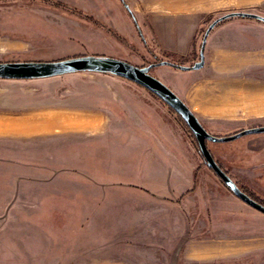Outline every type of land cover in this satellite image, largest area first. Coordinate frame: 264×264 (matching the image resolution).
<instances>
[{
  "label": "rangeland",
  "instance_id": "374dc122",
  "mask_svg": "<svg viewBox=\"0 0 264 264\" xmlns=\"http://www.w3.org/2000/svg\"><path fill=\"white\" fill-rule=\"evenodd\" d=\"M230 11L264 17V0H0V61L103 54L139 66L161 60L191 66L200 58L209 23ZM203 59V66L197 69L164 64L152 67L150 73L177 93L212 134H231L264 124V21L243 16L219 21L206 36ZM139 98L178 125L186 142L183 187L172 174L169 179L170 170L136 169L139 160L147 161L149 155L147 146L133 133L145 134L131 122L121 102ZM43 110L60 112L53 116L89 117L102 112L103 127L107 115L115 123L124 118L126 125L114 134L96 130L95 117L79 125L72 120L61 127L51 124L35 130H17L10 124ZM47 130L51 132L29 133ZM59 145V153L65 155L60 164L54 157ZM147 145L159 152L154 139ZM207 145L238 185L264 201V132ZM43 154L47 158L41 161ZM43 163L51 169L41 170ZM42 182H49L51 189H41ZM74 182L92 186L79 189ZM125 182L141 188L122 184ZM48 191L61 200L79 199L69 204L58 201L72 216L62 228V235L68 237L76 235L90 215L82 205L87 197L163 193L166 215L177 218V235L164 236L171 247L157 248L150 242L154 238L145 235L139 239L140 248H94L99 261L107 259L108 250L113 261L119 259L123 264H264V214L220 182L174 110L124 77L78 71L29 79L0 78V264H79L89 255L90 248H39L36 243L27 247L28 241L40 244L45 224L41 217L32 219L29 209L35 205L29 199ZM52 219L57 227L59 217ZM136 227L127 229L135 231ZM156 229L157 233L161 230ZM185 229L188 235L180 240Z\"/></svg>",
  "mask_w": 264,
  "mask_h": 264
},
{
  "label": "crops",
  "instance_id": "0c3cea01",
  "mask_svg": "<svg viewBox=\"0 0 264 264\" xmlns=\"http://www.w3.org/2000/svg\"><path fill=\"white\" fill-rule=\"evenodd\" d=\"M121 103L125 105L124 107L126 109H128V116L131 122L137 127L140 126L141 131L145 134L143 136L138 135L135 132L133 133L134 138L139 141V143H144L143 146H147V148H145V152H147V154L149 155L147 161L145 159H143L142 162L139 160L136 169L142 166L143 169L144 167H146L150 170H170L169 179L172 174V177L175 180L178 179V182H180L179 184L181 185V187H183L184 182H186L185 175L187 174L186 164L184 161L186 142L183 139L181 132L179 131L178 125L175 122H171L170 117H165L163 113H161L159 110H156L155 105L148 101H144L140 98L138 100L133 99L132 101H128L125 99L122 100ZM59 113L60 112L53 110H43L41 112L32 113V116L53 115ZM92 114H94L95 116H79L78 118H74L73 120L74 122L78 123L77 125H79L80 123H82V121L91 122L95 117L97 121L95 122L94 126L96 130H101L100 133L110 131L115 134L126 125V120L124 118H118L122 122L115 123V120L108 117L107 115V121L105 123V126L103 127V113L94 112ZM69 121L70 120L65 119L63 123H69ZM128 123L127 126H129ZM119 125H121L122 127H120ZM53 130L55 131L56 129ZM102 130H104V132ZM40 132H51V130L32 132L29 131V133L31 134H39ZM152 134H154L153 137ZM149 135L151 137H149ZM151 138L154 139L155 146L159 151L157 154L155 153V149H152L149 145H147L148 140H150ZM61 146L59 145L57 147V155H54V157L59 160L58 164H60V161L62 162L65 157L63 153H59V147ZM47 156H49V154H47ZM40 158L41 161H44L47 157L43 154V156H41ZM32 159H35L34 155L32 156ZM44 167L45 170L43 169ZM173 168H175V170ZM49 169H51L49 165H46L44 163L41 165V170L49 171ZM54 170L56 169L54 168ZM74 183L75 187L79 189H90L92 186V184L89 183ZM40 184L41 189L43 190L51 189L49 182H42ZM122 184L132 187L140 186L129 182H125ZM59 188L61 189L62 187ZM113 192L114 191L112 190V193ZM150 193L155 194V196H106L102 199H93L87 197L82 201V205L85 206L84 208L87 207L90 210V215L86 217L83 226L80 225L79 232L73 237H68L62 235L64 234L62 230H65L62 228L65 221H67L68 219V221H71L72 216L71 213L67 212V210H65L58 201L60 200L63 202V200H66L69 204V202H78L79 199L72 196L68 199L61 200L60 198L52 197L55 196V194L51 193V191L43 192V195L41 197L29 199L33 200L32 204L35 205V207L29 209L32 219L34 220L36 219V217H41V220L43 221V223H45L43 224L42 228L40 244L35 241H28L27 247L31 248V245L33 243H36L39 248H90L89 255L86 254L85 257H81L83 261L79 264H123V262L119 259L117 261H113L111 259L113 257V254H110L108 250H105L104 254L107 259H100L99 261L98 254L96 253V250L94 248H140L138 245V243L140 242L139 239L141 237H145V235L154 238L152 239V241H149L151 243H154L157 248L171 247L170 244H168V240L164 236L167 235L172 237L174 235H177V218L174 219V217L166 215L165 207L167 206V202L166 200H163L162 192L155 191ZM60 194V192L57 193V195ZM125 203L129 204L124 207ZM146 205H152L153 207H147ZM45 213H47V216H44ZM55 215L59 217L57 227L54 226L55 221L52 219V217H54ZM149 220L151 221L149 222L150 224L147 222ZM129 226H137V230L135 229V231H131L130 229H127ZM173 226L175 227V229L172 228ZM158 227L161 229L159 233L156 232V228ZM187 230L188 229H185V233L180 238V240H183L188 235ZM161 231H163L162 236ZM81 236L85 237L86 239L83 241ZM129 240H132V242H130ZM149 241L144 240L143 243H150ZM178 247L179 244L175 246V248ZM151 264H153V261L151 262Z\"/></svg>",
  "mask_w": 264,
  "mask_h": 264
},
{
  "label": "water",
  "instance_id": "95a60500",
  "mask_svg": "<svg viewBox=\"0 0 264 264\" xmlns=\"http://www.w3.org/2000/svg\"><path fill=\"white\" fill-rule=\"evenodd\" d=\"M243 16L258 18L264 21V17L253 12L230 11L212 20L207 26L200 45V58L191 66L178 65L166 60L152 62L144 66L133 64L125 59L103 54H81L51 60H11L0 61V78L29 79L60 75L70 72L93 71L111 73L129 79L159 97L170 106L187 125L193 134L200 154L206 165L223 181L229 190L247 205L264 214V205L251 198L235 181L225 172L214 159L206 145V141L226 142L234 140L242 135L264 132V124L242 128L231 134L215 135L209 132L199 121L192 109L169 86L150 73V69L156 65L168 64L179 69H197L203 66V51L208 32L219 21L231 17Z\"/></svg>",
  "mask_w": 264,
  "mask_h": 264
},
{
  "label": "bare ground",
  "instance_id": "6f19581e",
  "mask_svg": "<svg viewBox=\"0 0 264 264\" xmlns=\"http://www.w3.org/2000/svg\"><path fill=\"white\" fill-rule=\"evenodd\" d=\"M177 3V2H176ZM234 82V81H233ZM232 82V83H233ZM221 83V82H220ZM238 83V82H237ZM228 84V83H227ZM226 84V85H227ZM230 84V83H229ZM239 85V84H238ZM221 86V85H220ZM241 86V85H240ZM224 87V86H222ZM237 87V86H235ZM243 87V86H242ZM223 103V102H222ZM229 103V102H228ZM227 103V104H228ZM224 106V105H223ZM224 108V107H223ZM226 108V107H225ZM79 116H70V115H56V116H51V115H38V116H29L25 119H22L21 121H11V126L14 127L17 130H22V128L24 129H33L35 130L36 128H40V127H48L51 124L52 125H59L60 127L62 126V123L65 121V119L72 121L74 118H78ZM73 123V121H72ZM70 126H74V124H70L68 125ZM23 131H26L24 130Z\"/></svg>",
  "mask_w": 264,
  "mask_h": 264
},
{
  "label": "trees",
  "instance_id": "16d2710c",
  "mask_svg": "<svg viewBox=\"0 0 264 264\" xmlns=\"http://www.w3.org/2000/svg\"><path fill=\"white\" fill-rule=\"evenodd\" d=\"M87 17L91 20V21H93V22H96V19L95 18H93L92 16H89V15H87ZM117 36V35H116ZM118 38L119 39H121L122 40V38L120 37V36H118ZM170 107V106H169ZM171 108V107H170ZM172 109V108H171ZM173 110V109H172ZM179 117H180V115H178ZM180 119L183 121V119L180 117ZM184 122V121H183ZM185 123V122H184ZM193 135V134H192ZM194 137V136H193ZM208 142H215V141H206V145H207V143ZM207 147H208V149H209V146L207 145ZM198 148V147H197ZM210 150V149H209ZM198 151H199V149H198ZM210 152H211V150H210ZM201 155V154H200ZM213 155V154H212ZM201 157H202V155H201ZM203 158V157H202ZM214 159H215V157H214ZM204 160V159H203ZM216 161H217V159H215ZM205 162V161H204ZM217 163L221 166V168H223V166L217 161ZM206 164V163H205ZM211 169V168H210ZM224 169V168H223ZM212 170V169H211ZM225 170V172L228 174V172L226 171V169H224ZM212 172H213V170H212ZM214 173V172H213ZM215 174V173H214ZM215 176L220 180V182L227 188V189H229L224 183H223V181L215 174ZM230 176V175H229ZM231 177V176H230ZM236 183V182H235ZM237 184V183H236ZM238 185V184H237ZM239 186V188L241 189V190H243L246 194H248L251 198H253V199H255L256 201H258V202H260L261 204H263L264 205V201L263 200H261L260 198H258L256 195H254L251 191H249L248 189H246V188H244L243 186H240V185H238Z\"/></svg>",
  "mask_w": 264,
  "mask_h": 264
}]
</instances>
